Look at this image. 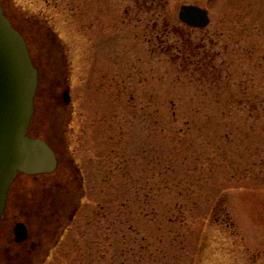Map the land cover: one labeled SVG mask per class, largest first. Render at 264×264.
Returning <instances> with one entry per match:
<instances>
[{"label": "rangeland", "instance_id": "374dc122", "mask_svg": "<svg viewBox=\"0 0 264 264\" xmlns=\"http://www.w3.org/2000/svg\"><path fill=\"white\" fill-rule=\"evenodd\" d=\"M150 2L0 0L41 72L27 135L53 142L66 113L86 179L45 264H264V0ZM185 4L210 25H182Z\"/></svg>", "mask_w": 264, "mask_h": 264}, {"label": "flooded vegetation", "instance_id": "af4514ba", "mask_svg": "<svg viewBox=\"0 0 264 264\" xmlns=\"http://www.w3.org/2000/svg\"><path fill=\"white\" fill-rule=\"evenodd\" d=\"M132 1L138 13L150 9L151 0ZM164 26L166 27L165 24ZM17 30L22 34L18 28ZM195 56L199 59L200 55ZM35 67L38 72V90L34 114L38 107L36 101L41 84L38 64H35ZM67 80V77L63 78L64 87L53 97L63 109L70 106L65 104L63 98L64 93L69 92ZM41 98L46 101L51 99V95L46 91ZM59 116L57 117L62 124L49 132L54 143L29 133L30 137L41 139L50 146L56 156L57 166L53 173L19 174L13 181L0 220V264H45L59 248L82 209L86 179L74 163L71 154L68 155L66 137L67 129L70 127L69 116L66 113ZM61 155L64 156L63 163H66L63 169ZM20 227L24 228L26 234L22 241L18 240Z\"/></svg>", "mask_w": 264, "mask_h": 264}, {"label": "water", "instance_id": "95a60500", "mask_svg": "<svg viewBox=\"0 0 264 264\" xmlns=\"http://www.w3.org/2000/svg\"><path fill=\"white\" fill-rule=\"evenodd\" d=\"M178 20L192 29H204L210 23L207 10L192 5L179 8ZM37 86L38 73L26 43L4 17L0 6V220L10 186L19 173L50 174L57 165L50 146L27 135ZM63 98L69 104L68 91ZM18 233V240H24V228L20 227Z\"/></svg>", "mask_w": 264, "mask_h": 264}, {"label": "trees", "instance_id": "16d2710c", "mask_svg": "<svg viewBox=\"0 0 264 264\" xmlns=\"http://www.w3.org/2000/svg\"><path fill=\"white\" fill-rule=\"evenodd\" d=\"M180 52H181V55H182V58H183V62H182V64H183V68H184V66L186 65V62L188 61V60H191L192 58H194V60H195V66H193L192 68H190L189 70H193V71H196V70H199V69H201V68H204V64H205V60H206V57L204 56V55H201L200 56V58L199 59H197L196 58V56L195 55H191V54H189V55H186L187 54V51H185L184 52V50H180ZM169 124H170V122H169ZM168 127H169V125H168V122H167V124H166ZM195 126V125H194ZM226 138V137H225ZM209 140V139H208ZM209 150H210V152H214V150H216L214 147H211V148H209ZM214 154V153H213Z\"/></svg>", "mask_w": 264, "mask_h": 264}]
</instances>
